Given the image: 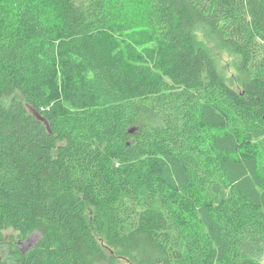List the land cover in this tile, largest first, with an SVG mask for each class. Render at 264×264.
I'll list each match as a JSON object with an SVG mask.
<instances>
[{"label": "trees", "instance_id": "obj_1", "mask_svg": "<svg viewBox=\"0 0 264 264\" xmlns=\"http://www.w3.org/2000/svg\"><path fill=\"white\" fill-rule=\"evenodd\" d=\"M260 246L264 0H0V264H263Z\"/></svg>", "mask_w": 264, "mask_h": 264}, {"label": "rangeland", "instance_id": "obj_2", "mask_svg": "<svg viewBox=\"0 0 264 264\" xmlns=\"http://www.w3.org/2000/svg\"><path fill=\"white\" fill-rule=\"evenodd\" d=\"M204 43H206V45L208 46V49L211 53V55L213 56L218 71L221 75V77L233 88H237V82H236V76H237V71L233 65V57L232 54L229 53L228 51L224 50V49H219L215 43H213L212 41L208 40L207 38L202 37ZM56 67L54 70V80L52 82V89H55L57 92H63V90L66 88L67 86V80L64 76V66H63V62L60 58L56 59ZM245 148V147H244ZM242 151V155L245 154V152L248 151V148H246L247 151ZM190 202H192L191 200H188ZM197 201H194V204H191L193 206V209L191 207H189V209H191L192 211L190 212L189 210V214L187 215L188 218L190 219L192 217L195 218L196 215V211H197ZM89 211V215H92L93 211L91 209L88 210ZM194 212V213H193ZM195 221V219H194ZM17 235V233L13 232V231H7L6 232V238L8 239L10 235ZM38 234H34L32 235L29 239L25 240V241H21L18 240L16 241V243L18 244V246L20 247V249L26 251L27 249H29L30 247H32L33 245L36 244L37 240H38ZM7 255V249L6 247H0V263L2 261L5 260ZM255 257L264 264V246H260L258 247L257 250H255L254 252ZM121 264H128L125 260H121Z\"/></svg>", "mask_w": 264, "mask_h": 264}, {"label": "water", "instance_id": "obj_3", "mask_svg": "<svg viewBox=\"0 0 264 264\" xmlns=\"http://www.w3.org/2000/svg\"><path fill=\"white\" fill-rule=\"evenodd\" d=\"M37 116H38V118L40 119V120H42V118L37 114V113H35ZM135 131V129H131L130 130V132H134Z\"/></svg>", "mask_w": 264, "mask_h": 264}]
</instances>
